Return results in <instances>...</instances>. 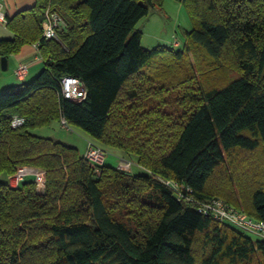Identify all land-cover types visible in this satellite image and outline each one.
<instances>
[{"label":"trees","instance_id":"1","mask_svg":"<svg viewBox=\"0 0 264 264\" xmlns=\"http://www.w3.org/2000/svg\"><path fill=\"white\" fill-rule=\"evenodd\" d=\"M152 3L38 0L8 20L0 59L37 44L44 67L0 95V264H264L263 239L198 212L223 198L264 222V0H182L193 30L179 49L150 51L137 26L165 0ZM53 13L59 41L43 36ZM67 76L85 100L63 97ZM63 119L146 173L33 134ZM22 166L46 173L43 191L31 177L10 186Z\"/></svg>","mask_w":264,"mask_h":264},{"label":"built area","instance_id":"2","mask_svg":"<svg viewBox=\"0 0 264 264\" xmlns=\"http://www.w3.org/2000/svg\"><path fill=\"white\" fill-rule=\"evenodd\" d=\"M50 23L48 28L44 31L43 36L47 40L59 41V31L63 25L62 18L53 13L50 15ZM0 23H6V17L0 11ZM169 48L178 49L181 47V41L177 38L168 46ZM28 73V67L20 65L17 70L19 78H24ZM61 92L65 99L72 102H81L86 99L87 92L83 81L76 77L67 76L61 81ZM25 119L19 116L14 117L12 122L13 128H20L24 125ZM61 125L63 128H69L66 120H62ZM85 158L91 161L97 166L104 165V152L100 147L93 144H89L88 150L86 151ZM133 163L121 161L120 166L117 168L123 172H131ZM99 173V169L96 170ZM33 178L37 189L43 191L46 186V173L43 170H39L32 167L22 166L17 169V172L9 177V183L12 187H18L27 178ZM166 186L170 187L175 193L179 201L185 199L192 202V189L184 188L175 181L165 182ZM198 212L211 216L215 221L220 224H228L236 227L243 232H249L259 236L264 240V222L255 220L249 217L245 212H242L229 204H227L221 198L212 199L208 202H201L198 204Z\"/></svg>","mask_w":264,"mask_h":264},{"label":"rangeland","instance_id":"3","mask_svg":"<svg viewBox=\"0 0 264 264\" xmlns=\"http://www.w3.org/2000/svg\"><path fill=\"white\" fill-rule=\"evenodd\" d=\"M165 14L163 11L153 10L149 18L143 21L138 25L137 29L144 33V38L142 40V46L150 51L163 49L166 47L169 42H173V37L176 35V38L184 39L185 31L193 30V24L191 19L189 18L185 8H181L176 5H165L164 6ZM170 42V43H171ZM182 46V44H181ZM181 48V47H180ZM179 49V48H178ZM192 58V56H190ZM193 61V59H192ZM3 73H11V71L3 72ZM34 80V79H33ZM33 80L29 79L28 82H32ZM4 89H1L0 95ZM33 134L43 137L50 138L61 143L66 144L69 147H73L79 151V153L85 156L86 151L88 150L89 144H93L98 146L97 142L93 140L88 133L84 130L76 127L70 126L69 128H63L60 122H53L50 126L36 129L33 131ZM102 151L104 152L105 160L104 165L111 168H118L120 166L121 161L132 162V175H143L145 174V170L138 164L137 157L134 155H127L124 152L100 145ZM241 154V155H240ZM238 157L244 161L245 156L242 152H240ZM237 157V158H238ZM236 158V157H235ZM261 164V163H260ZM251 166V165H250ZM254 171L255 168L251 166ZM254 168V169H253ZM264 170V162L258 168ZM2 181L5 180L4 176L0 177ZM242 183L247 184L245 189L249 186V182L247 180H242ZM224 200L223 198H221ZM248 237H251L254 240L261 239L259 236L246 232ZM257 262L261 263V257H256Z\"/></svg>","mask_w":264,"mask_h":264},{"label":"crops","instance_id":"4","mask_svg":"<svg viewBox=\"0 0 264 264\" xmlns=\"http://www.w3.org/2000/svg\"><path fill=\"white\" fill-rule=\"evenodd\" d=\"M37 3H38V0H0V11L6 17V23L5 24L0 23V40L14 39L15 35L8 28V25H7L8 20L14 19L20 14L24 13L25 11L32 9L33 7L37 5ZM165 5H176L181 8L184 7L182 0H165L164 6ZM153 10H158V9H152L151 12ZM162 11H163V14H165L164 8ZM149 16L147 17V19L149 18ZM145 20L146 18L143 21ZM143 21H141L139 24H141ZM49 23H50V19L44 25L45 30L48 28ZM137 30L140 31L139 29ZM140 32L142 33L143 38H144V33L142 31ZM173 39H177L176 35L173 37ZM179 40L181 41V44H183L184 40L182 39H179ZM170 42L169 44L166 45V47L170 45ZM20 65H25L28 67V73L22 79L19 78L17 75V70ZM43 67H44V63H43L38 45L37 44L25 45L19 54L11 55L7 58V69L6 70H3L1 59H0V91L1 89L5 90L9 87L17 86L23 83H28L29 79L33 80L34 78L37 77V75L42 71ZM7 71H11V73H6V74L3 73ZM131 173H132V170H131Z\"/></svg>","mask_w":264,"mask_h":264},{"label":"water","instance_id":"5","mask_svg":"<svg viewBox=\"0 0 264 264\" xmlns=\"http://www.w3.org/2000/svg\"><path fill=\"white\" fill-rule=\"evenodd\" d=\"M147 1L150 5H153L152 0H147ZM1 64H2L3 70H6L7 69V58H2Z\"/></svg>","mask_w":264,"mask_h":264}]
</instances>
